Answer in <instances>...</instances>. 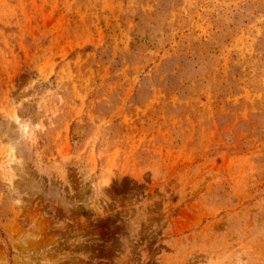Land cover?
I'll return each instance as SVG.
<instances>
[{"label": "rangeland", "instance_id": "1", "mask_svg": "<svg viewBox=\"0 0 264 264\" xmlns=\"http://www.w3.org/2000/svg\"><path fill=\"white\" fill-rule=\"evenodd\" d=\"M0 264H264V0H0Z\"/></svg>", "mask_w": 264, "mask_h": 264}]
</instances>
